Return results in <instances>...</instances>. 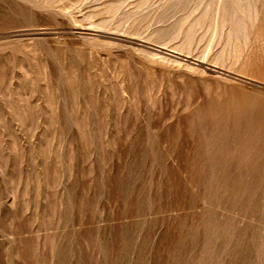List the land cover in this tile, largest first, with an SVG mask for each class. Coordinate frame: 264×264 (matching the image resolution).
Wrapping results in <instances>:
<instances>
[{"label":"rangeland","instance_id":"rangeland-1","mask_svg":"<svg viewBox=\"0 0 264 264\" xmlns=\"http://www.w3.org/2000/svg\"><path fill=\"white\" fill-rule=\"evenodd\" d=\"M0 264H264V0H0Z\"/></svg>","mask_w":264,"mask_h":264}]
</instances>
